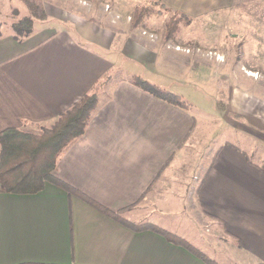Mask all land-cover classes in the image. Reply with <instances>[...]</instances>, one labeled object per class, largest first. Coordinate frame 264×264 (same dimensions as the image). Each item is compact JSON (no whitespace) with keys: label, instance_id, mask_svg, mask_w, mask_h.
<instances>
[{"label":"crops","instance_id":"crops-1","mask_svg":"<svg viewBox=\"0 0 264 264\" xmlns=\"http://www.w3.org/2000/svg\"><path fill=\"white\" fill-rule=\"evenodd\" d=\"M150 3L190 17L192 25L186 30L191 35L192 27L212 28L233 20L239 7L253 1L106 4L129 7L112 12L130 16L135 7ZM44 27L23 41H17L12 30L0 29V132L38 134L51 127L103 76L122 70L127 62L139 77L182 96L193 109L169 105L129 83L116 85L84 135L61 155L55 175L104 208L121 212L126 221L154 224L185 238L218 264H264V93L254 90L257 81L245 74L251 70L241 66L243 75H233L237 66L229 63L218 65L217 72L193 69L172 43L165 48V43H152L141 32H134L138 42L132 43L129 55L113 52L88 27L54 21ZM181 37L176 42L182 45H190L194 38ZM224 70L230 73H221ZM226 77L231 88L228 112L240 119L230 121L233 141L223 140L212 150L210 163L198 178L191 231H170L140 204L153 196L158 201L154 210L168 216L181 212L179 199L168 194L173 174L186 160L185 145L199 124L204 126L207 116L219 114L216 89ZM212 82L215 89L209 91ZM0 264L206 263L154 232L129 230L47 183L35 195L8 194L0 187Z\"/></svg>","mask_w":264,"mask_h":264},{"label":"rangeland","instance_id":"rangeland-1","mask_svg":"<svg viewBox=\"0 0 264 264\" xmlns=\"http://www.w3.org/2000/svg\"><path fill=\"white\" fill-rule=\"evenodd\" d=\"M252 1L253 3L247 7H239L237 16L229 22L215 23L212 28L209 26L192 27L190 32L194 38L191 39L190 45H182L176 41L181 35H183L181 38L191 37L186 29L192 24L184 28L177 39L166 41L165 26L171 17L170 14L150 18L146 21V25L133 29L132 22L135 10L149 4L137 6L130 16H124L117 15L112 11L118 9L124 12L130 8L119 6L115 9L110 4H106L108 0H38L41 9L45 12L46 19H34V31L43 30L49 21L60 22L67 26L77 25L78 28L88 27L95 31V38L103 42L104 45L112 47L113 52L116 54L126 52L129 55H133L130 50L132 43L138 42L137 38L134 37V32H141V35L152 43H165V48L169 46V43H172L170 45L174 46L176 52L187 56L188 63L193 69L209 67L213 70L215 68L217 72L218 65L229 63V65L237 66L233 75L240 76V74L243 75L241 66H244L246 70H251V72H243L257 81L253 86L254 90L264 93V0ZM30 16L27 6L20 0H0V25H2L0 29L2 32L13 31L14 24ZM214 27L215 31L213 30ZM259 33L261 35H256ZM125 63L127 64L123 61L124 68L122 70L114 69L110 73L122 72L125 75L138 76L137 73L139 72L133 71L132 68L128 67L129 64L127 66ZM221 73L228 75L230 72L224 70ZM226 81H229L228 77L221 79L217 84L219 114L207 116L204 126L199 124V128L191 135L190 140L185 145L186 160L182 162L181 168L174 171L168 194L179 199L183 207L181 212L178 215L168 216L163 215L159 208L154 210L158 201L154 200L153 196L145 198L140 204V208L148 212L147 215L155 214L154 216L160 219L159 223L163 227L171 229L170 231H181L179 229L183 228L187 229L188 232L191 231L188 227H193L191 221V217L195 215V209L192 207L195 205L193 200L196 198L201 183V179L198 178L202 177V173L208 167L212 150L216 149V146L223 140L233 141L228 134L232 129L230 121H240V119L228 112L231 88ZM113 87L115 86L106 82L101 87L100 95L105 103L110 98ZM208 88L209 91H213L215 82L210 83ZM191 100L197 102L195 98H191ZM191 109H193V105ZM173 222L177 226H173Z\"/></svg>","mask_w":264,"mask_h":264},{"label":"trees","instance_id":"trees-1","mask_svg":"<svg viewBox=\"0 0 264 264\" xmlns=\"http://www.w3.org/2000/svg\"><path fill=\"white\" fill-rule=\"evenodd\" d=\"M30 11V17H25L13 25L15 39L23 41L34 31V19L45 20V12L38 0H20ZM170 14L166 22L165 40L177 39L184 28L192 24V19L184 14L173 12L160 3H151L135 10L132 28L146 25L153 17ZM104 82L112 86L129 83L154 98L179 109L189 111L192 105L182 96L156 86L136 75H125L122 72L108 73L95 85L93 91L81 98L67 112L60 115L50 128H44L38 134L17 129H7L0 132V187L13 195H35L45 189L47 183L55 185L67 192L70 197L93 206L111 219L123 224L134 232H154L169 243L185 248L206 264H218L210 259L188 240L175 235L157 225L150 223L136 224L122 219L121 212H112L97 204L72 185L55 175L59 158L64 151L77 139L82 137L96 114L105 105L100 95ZM221 102V101H219ZM220 106V103H219Z\"/></svg>","mask_w":264,"mask_h":264},{"label":"bare ground","instance_id":"bare-ground-1","mask_svg":"<svg viewBox=\"0 0 264 264\" xmlns=\"http://www.w3.org/2000/svg\"><path fill=\"white\" fill-rule=\"evenodd\" d=\"M251 76H253V74H250Z\"/></svg>","mask_w":264,"mask_h":264},{"label":"built area","instance_id":"built-area-1","mask_svg":"<svg viewBox=\"0 0 264 264\" xmlns=\"http://www.w3.org/2000/svg\"><path fill=\"white\" fill-rule=\"evenodd\" d=\"M180 51V50H179Z\"/></svg>","mask_w":264,"mask_h":264}]
</instances>
